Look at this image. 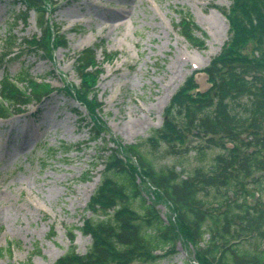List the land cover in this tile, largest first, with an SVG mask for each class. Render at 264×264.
<instances>
[{
	"label": "trees",
	"instance_id": "16d2710c",
	"mask_svg": "<svg viewBox=\"0 0 264 264\" xmlns=\"http://www.w3.org/2000/svg\"><path fill=\"white\" fill-rule=\"evenodd\" d=\"M5 1L23 5L24 21L31 11L40 16L41 36L27 41L35 50L65 47L64 36L44 21L50 10L46 0ZM212 8L224 16L228 32L219 53L201 70L209 88L197 92L193 74L185 77L163 106L160 126L138 144L105 138L96 95L99 45L74 58L80 81L66 90L87 111L73 113L88 128L89 139L101 142L103 171L84 208L91 217H83L77 228L91 238L90 246L84 254L71 247L53 264H152L173 255L177 240L193 247L196 264H264V0H229L227 7ZM174 30L190 46L203 47L204 33L186 15L179 16ZM2 44L8 48L20 41L9 34ZM41 82L26 73L16 80L6 77L0 117L48 95L49 86ZM188 138L195 140L191 147H185ZM213 150L220 152L211 153L206 163ZM191 151L199 164L192 170L179 163L154 166L157 154L178 160ZM140 184L152 194L151 202ZM157 202L174 217L161 218ZM68 237L72 243L73 231Z\"/></svg>",
	"mask_w": 264,
	"mask_h": 264
},
{
	"label": "rangeland",
	"instance_id": "374dc122",
	"mask_svg": "<svg viewBox=\"0 0 264 264\" xmlns=\"http://www.w3.org/2000/svg\"><path fill=\"white\" fill-rule=\"evenodd\" d=\"M46 2L50 10L44 21L64 36L65 47L42 53L27 43L41 34L40 16L31 11L24 21L19 17L23 5L0 0V87L6 77L16 80L26 73L39 82L44 79L41 85L50 90L40 101L26 104L20 115L0 119V264H53L69 248L84 254L91 244L77 228L83 217H91L84 208L103 171L98 158L102 145L89 139L88 128L73 113L87 111L66 90L79 85L74 58L81 50L99 45L96 95L102 109L99 119L107 129L104 136L129 145L160 126L163 106L189 74L195 91L209 88L201 70L227 39L228 23L212 5L227 7L229 0ZM115 6L127 16L113 23L98 19L95 9ZM181 14L204 33L202 48L190 46L174 30ZM9 34L19 46L2 44ZM194 144L188 138L185 147ZM66 145L73 150L66 152ZM218 152H208L205 162ZM196 158L191 151L178 160L157 154L152 161L157 169L179 163L189 171L199 165ZM140 186L151 202L152 194ZM155 209L164 220L174 217L162 202L155 203ZM70 230L75 235L72 243ZM174 250L152 264H196L190 244L177 240Z\"/></svg>",
	"mask_w": 264,
	"mask_h": 264
},
{
	"label": "bare ground",
	"instance_id": "6f19581e",
	"mask_svg": "<svg viewBox=\"0 0 264 264\" xmlns=\"http://www.w3.org/2000/svg\"><path fill=\"white\" fill-rule=\"evenodd\" d=\"M130 0H126L128 2ZM96 15L98 19L106 20L110 23L116 22L118 20H121V18L127 16L128 12L121 9L120 6H115L111 8L107 7H98L95 9ZM118 23H121L120 21Z\"/></svg>",
	"mask_w": 264,
	"mask_h": 264
}]
</instances>
